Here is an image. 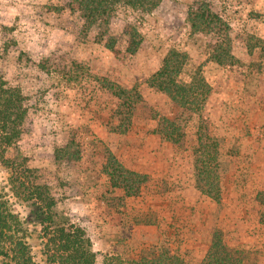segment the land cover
<instances>
[{
	"label": "rangeland",
	"instance_id": "1",
	"mask_svg": "<svg viewBox=\"0 0 264 264\" xmlns=\"http://www.w3.org/2000/svg\"><path fill=\"white\" fill-rule=\"evenodd\" d=\"M70 2L0 0V76L27 107L5 156L25 157L58 214L84 228L92 264L167 247L183 264H207L216 231L245 249L241 264H264V0H122L108 25L90 24ZM198 5L220 19L208 32L188 21ZM127 24L142 37L134 53ZM170 49L185 54L177 79L200 72L207 95L179 105L151 86ZM199 134H209V154L213 136L220 144V202L195 186ZM109 155L137 174L136 193L112 186ZM8 175L0 163V189L30 232L34 260L46 264L31 207Z\"/></svg>",
	"mask_w": 264,
	"mask_h": 264
},
{
	"label": "trees",
	"instance_id": "2",
	"mask_svg": "<svg viewBox=\"0 0 264 264\" xmlns=\"http://www.w3.org/2000/svg\"><path fill=\"white\" fill-rule=\"evenodd\" d=\"M121 1L71 0L70 8L84 13L85 20L90 24L108 25L112 13ZM127 2L132 5L141 4V0H127ZM187 17L193 31L208 32L212 23L214 26L220 21L205 5L192 6ZM125 32L128 35L127 51L134 53L142 42V37L131 24L125 25ZM106 46L109 50H114L112 44L107 43ZM184 60L183 52L176 49L168 50L160 67L149 78L152 87L165 93L173 103L179 105L189 102L190 96L196 94L197 90H200L204 96L209 91V85L200 72L193 73L187 82L177 79ZM116 94L117 98L120 97V93ZM26 114L24 94L19 88L7 85L0 76V163L8 170L9 190L17 199L31 207L32 220L38 226L36 236L46 264H92L95 254L84 228L58 214L55 199L50 194L48 186L34 180L33 169L26 165L25 157L5 156L7 147L19 138ZM206 138L210 139L209 134H199L196 138L195 186L202 194L220 202V144L213 136V154H209ZM103 170L112 186L121 188L127 194L137 192L138 185L134 184L137 174L122 167L112 155H109ZM258 222L264 227V213ZM29 236V230L13 208L9 197L0 189V264H37L27 240ZM244 250L228 244L224 236L216 231L208 243L204 260L207 264H241L240 256ZM106 262L107 264H183L179 255L169 247L162 249L161 253L151 251L148 256L136 260L111 255L106 257Z\"/></svg>",
	"mask_w": 264,
	"mask_h": 264
}]
</instances>
